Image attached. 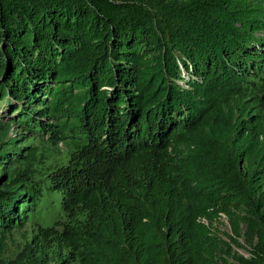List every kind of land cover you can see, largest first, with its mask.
I'll return each instance as SVG.
<instances>
[{
    "label": "trees",
    "instance_id": "16d2710c",
    "mask_svg": "<svg viewBox=\"0 0 264 264\" xmlns=\"http://www.w3.org/2000/svg\"><path fill=\"white\" fill-rule=\"evenodd\" d=\"M0 264H264V0H0Z\"/></svg>",
    "mask_w": 264,
    "mask_h": 264
},
{
    "label": "rangeland",
    "instance_id": "374dc122",
    "mask_svg": "<svg viewBox=\"0 0 264 264\" xmlns=\"http://www.w3.org/2000/svg\"><path fill=\"white\" fill-rule=\"evenodd\" d=\"M11 136V134H10ZM60 151L58 153H53L51 155V157L49 158L50 161H55L57 159H62L64 156V151L63 148L60 146L59 147ZM217 228L219 229L222 238H226V234H230V228H229V224L228 222L223 218L221 220V225L217 226ZM27 232L26 234L28 235L30 233V228L27 227ZM25 242V236H24V232H19V233H14L12 237L9 238L8 242H7V246H6V250H5V254L4 257L6 259H14L16 257V255L21 251L23 245ZM231 250L240 254V255H247V251L246 248L244 247L243 244V249L241 248H237L235 245L231 244Z\"/></svg>",
    "mask_w": 264,
    "mask_h": 264
}]
</instances>
